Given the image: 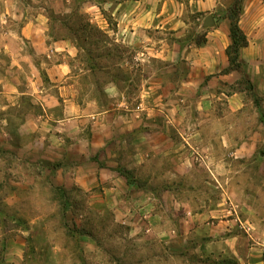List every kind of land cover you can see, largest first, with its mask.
Returning <instances> with one entry per match:
<instances>
[{"label":"crops","instance_id":"crops-1","mask_svg":"<svg viewBox=\"0 0 264 264\" xmlns=\"http://www.w3.org/2000/svg\"><path fill=\"white\" fill-rule=\"evenodd\" d=\"M230 3L0 0V100L7 101L0 137L25 165L28 187L39 180L66 194L83 192L89 207H117L130 232L165 244L202 238L211 228L222 239L237 231L236 219L210 226L209 216L231 207L220 201L209 209L202 189L235 179L257 147L247 142L242 150L227 133L257 129L241 122L249 102L241 85L264 95V0H240L246 44L236 68L227 52ZM72 6L130 53L117 66L130 73L132 94L109 79L96 96L72 75L70 60L81 48L54 26L55 16L70 18Z\"/></svg>","mask_w":264,"mask_h":264},{"label":"rangeland","instance_id":"rangeland-1","mask_svg":"<svg viewBox=\"0 0 264 264\" xmlns=\"http://www.w3.org/2000/svg\"><path fill=\"white\" fill-rule=\"evenodd\" d=\"M74 6L69 19L54 20L55 27L66 34L67 28L75 30L79 38L77 41L74 37V41L80 53L74 60L68 59L72 75L80 74L82 86H90L96 96L103 95L102 88L109 79H118L122 88L129 86L128 93L132 94L135 84L127 83L130 73L121 72L117 66L121 59H129L130 53L102 30L90 31L83 26V14ZM86 35L91 36L86 40ZM241 88L249 97L241 122L258 130L227 133V139H240L242 150L248 149L247 142L256 143L254 156L241 162L243 170L235 179L219 181L221 187L211 180L202 189L209 209L220 206V201L231 207L224 216H209L210 226L216 227L221 219H236L237 231H226L222 239L211 228L202 238L182 243L176 239L168 244L146 232L133 234L122 222L125 218L117 207H89V197L83 192L65 194L44 181L37 180V185L28 187L29 181L21 174L25 165L15 162V150L2 146L6 143L2 136L0 264H233L238 258L243 264L264 261V128L257 127L264 126V95L258 96L251 83L243 82ZM6 102L0 100V106ZM232 234L238 237L228 238Z\"/></svg>","mask_w":264,"mask_h":264},{"label":"trees","instance_id":"trees-1","mask_svg":"<svg viewBox=\"0 0 264 264\" xmlns=\"http://www.w3.org/2000/svg\"><path fill=\"white\" fill-rule=\"evenodd\" d=\"M239 12H240V0H231V3L229 4L228 9H227V15L231 21L230 36H231L232 42H231L230 46L228 47L227 52H228V55L230 58V63L235 68L238 67V65H239L237 62L238 50L240 47H242L246 44L245 36L241 32V30L239 29L238 24H237ZM55 17H56V19L60 18L59 16L58 17L55 16ZM83 26L88 27L90 31L96 32V31L100 30L99 28L88 25L86 23H84ZM92 28H94V29H92ZM67 29L68 30H67L66 35L71 37L72 39H74V37H75V40L78 41L79 38H77V32L75 30H72V29L70 30L69 28H67ZM91 35H86L84 38L87 40ZM90 68L96 69L95 66H91ZM61 190H62V192L65 193V191L63 189H61Z\"/></svg>","mask_w":264,"mask_h":264}]
</instances>
